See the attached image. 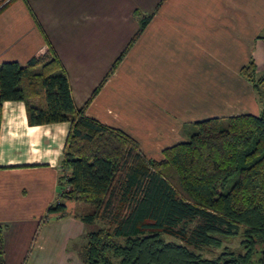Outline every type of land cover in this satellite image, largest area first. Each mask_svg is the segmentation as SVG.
<instances>
[{
	"label": "crops",
	"instance_id": "1",
	"mask_svg": "<svg viewBox=\"0 0 264 264\" xmlns=\"http://www.w3.org/2000/svg\"><path fill=\"white\" fill-rule=\"evenodd\" d=\"M140 13L153 16L108 75ZM47 39L76 105L137 140L147 159L187 141L188 124L263 109L241 69L254 61L264 75V0H0V64H24ZM70 125L30 124L21 100L0 107L5 264H82L87 224L48 212L69 170L61 160Z\"/></svg>",
	"mask_w": 264,
	"mask_h": 264
},
{
	"label": "trees",
	"instance_id": "2",
	"mask_svg": "<svg viewBox=\"0 0 264 264\" xmlns=\"http://www.w3.org/2000/svg\"><path fill=\"white\" fill-rule=\"evenodd\" d=\"M152 16L140 13L138 31L108 75ZM241 74L262 100L260 114L195 121L187 125V141L166 147L161 159H147L137 140L76 105L68 72L48 39L24 64H0V107L21 100L32 125L71 123L61 160L69 170L48 212L63 216L68 201L83 203L82 264H264V75L257 76L254 61ZM240 234L243 253L211 258L196 251Z\"/></svg>",
	"mask_w": 264,
	"mask_h": 264
},
{
	"label": "rangeland",
	"instance_id": "3",
	"mask_svg": "<svg viewBox=\"0 0 264 264\" xmlns=\"http://www.w3.org/2000/svg\"><path fill=\"white\" fill-rule=\"evenodd\" d=\"M264 87V86H263ZM164 156V155H163ZM74 206H72L70 203H67L66 213L65 215H79L84 209L82 202H76L75 200ZM52 221H54V218H51ZM197 222V221H196ZM170 239H176L174 236H167ZM242 236L240 235H231V236H222V244L221 246L217 247H206V248H197L196 251L199 253H202V255L206 257H216L217 255L221 254L224 251H234L235 253H243L245 250L241 246V240ZM82 240L81 243L85 241L84 236L79 238ZM78 239V242L80 241ZM259 254H254V259L259 260ZM253 264H260L258 261L254 262Z\"/></svg>",
	"mask_w": 264,
	"mask_h": 264
}]
</instances>
